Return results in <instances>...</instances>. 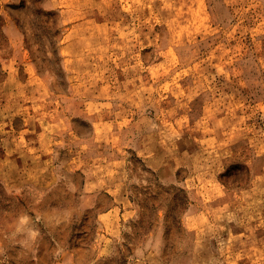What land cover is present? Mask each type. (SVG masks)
Instances as JSON below:
<instances>
[{
  "label": "rangeland",
  "instance_id": "374dc122",
  "mask_svg": "<svg viewBox=\"0 0 264 264\" xmlns=\"http://www.w3.org/2000/svg\"><path fill=\"white\" fill-rule=\"evenodd\" d=\"M0 264H264V0H0Z\"/></svg>",
  "mask_w": 264,
  "mask_h": 264
}]
</instances>
